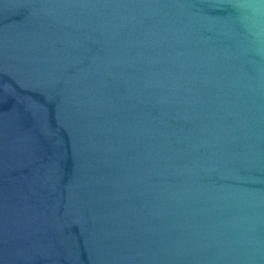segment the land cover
I'll list each match as a JSON object with an SVG mask.
<instances>
[{"label":"water","instance_id":"95a60500","mask_svg":"<svg viewBox=\"0 0 264 264\" xmlns=\"http://www.w3.org/2000/svg\"><path fill=\"white\" fill-rule=\"evenodd\" d=\"M233 0H0V264H264V53Z\"/></svg>","mask_w":264,"mask_h":264},{"label":"clouds","instance_id":"9594fccd","mask_svg":"<svg viewBox=\"0 0 264 264\" xmlns=\"http://www.w3.org/2000/svg\"><path fill=\"white\" fill-rule=\"evenodd\" d=\"M236 22L248 34L249 47L264 53V0H233Z\"/></svg>","mask_w":264,"mask_h":264}]
</instances>
